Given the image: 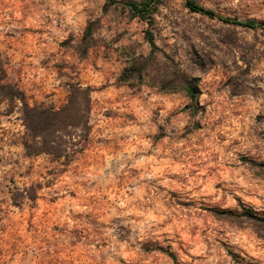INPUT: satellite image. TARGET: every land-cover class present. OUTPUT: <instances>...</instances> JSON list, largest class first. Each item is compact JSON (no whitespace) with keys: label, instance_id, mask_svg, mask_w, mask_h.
<instances>
[{"label":"rangeland","instance_id":"obj_1","mask_svg":"<svg viewBox=\"0 0 264 264\" xmlns=\"http://www.w3.org/2000/svg\"><path fill=\"white\" fill-rule=\"evenodd\" d=\"M193 1L264 21V0ZM105 3L0 0L2 83L55 109L91 90L69 159L27 155L22 99L0 102V264H264V31L164 0L159 61L198 78L192 115L182 92L119 81L149 26Z\"/></svg>","mask_w":264,"mask_h":264},{"label":"trees","instance_id":"obj_2","mask_svg":"<svg viewBox=\"0 0 264 264\" xmlns=\"http://www.w3.org/2000/svg\"><path fill=\"white\" fill-rule=\"evenodd\" d=\"M163 2L164 0H106L105 11L120 5L129 12L132 18L145 21L149 26L146 40L151 48L150 55L129 58L127 67L122 72L119 81L132 88L146 85L164 93L182 92L189 101L187 108L190 113L196 115L200 109L199 99L201 96L198 78L188 77L170 59L169 62L161 63L159 61V49L152 27L154 15ZM185 3L192 12L208 18L217 19L229 25L264 31V21L224 17L211 9L198 5L193 0H185ZM91 31L92 28L89 27L86 39L90 36ZM2 81L3 79H0V102L4 100L12 102L16 98H20L24 103L23 123L26 129L24 147L27 155H47L56 160L69 159L70 151L77 146L72 137L73 131L79 132L80 141H84L88 136L91 90L80 84L72 85L68 101L62 108L31 107L24 101V93L18 87L10 83H2ZM78 143L81 144V142ZM244 213L246 216L252 217L249 212ZM161 249L163 250V248ZM166 253L176 264H179L172 251L167 250Z\"/></svg>","mask_w":264,"mask_h":264}]
</instances>
